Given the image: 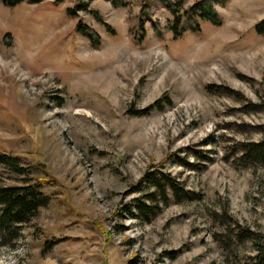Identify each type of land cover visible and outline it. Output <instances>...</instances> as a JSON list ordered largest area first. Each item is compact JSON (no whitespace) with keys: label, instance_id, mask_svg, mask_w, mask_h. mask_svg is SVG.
<instances>
[{"label":"rangeland","instance_id":"374dc122","mask_svg":"<svg viewBox=\"0 0 264 264\" xmlns=\"http://www.w3.org/2000/svg\"><path fill=\"white\" fill-rule=\"evenodd\" d=\"M167 1L0 0V151L50 197L0 264H253L264 170L240 149L264 137V0H211L221 22L193 15L179 38ZM164 94L172 105L132 113ZM153 169L183 193L146 219Z\"/></svg>","mask_w":264,"mask_h":264},{"label":"trees","instance_id":"16d2710c","mask_svg":"<svg viewBox=\"0 0 264 264\" xmlns=\"http://www.w3.org/2000/svg\"><path fill=\"white\" fill-rule=\"evenodd\" d=\"M9 5H16L23 0H1ZM34 2L38 0H32ZM60 1V0H56ZM145 3L143 7H147L146 2L149 0H143ZM224 1V0H221ZM115 3L116 0H113ZM185 0H173L167 1L165 6L170 10L171 21L170 30L173 33V38H179L184 28L181 27L183 21L188 18H193V15L208 20L214 24L221 22L220 16L211 7V0H197L189 7H184ZM82 8H87L86 4L82 5ZM73 9V8H72ZM71 8H67L69 13H74ZM144 10V9H143ZM90 12L94 17L100 21L107 30L113 32L110 25L103 21L100 13L91 9ZM142 18L138 23L141 28ZM76 29L83 34L90 35V27H88L81 20H78ZM257 34L264 35V20L259 21L254 26ZM193 30H198V25L193 27ZM212 85H207L206 88L210 91ZM214 91V89H212ZM212 92V91H211ZM172 105L171 98L164 94L161 98L155 100L151 105L146 108L132 111L135 115H144L150 113L153 109L162 110L165 106ZM242 159L248 166H259L264 170V137L258 141H247L242 144L240 149ZM0 167L6 169L10 174L15 176H23L20 183L6 184L0 177V245H9L21 234L24 224L30 221L37 215L41 207L46 206L49 203L50 197L43 192L42 186L44 179L34 175L33 168L36 166L23 165L18 155L0 151ZM1 176V174H0ZM140 185H147L152 191L143 195L141 199H136L135 208L140 215L148 219L154 216L160 211L158 203L148 205L147 202H155L159 198L162 202L167 203L168 192L177 197L182 194V188L178 186V182L168 172H164L161 169L147 170L140 181ZM255 254L253 256V264H264V242L257 241L252 238ZM48 248L52 247L51 243H47Z\"/></svg>","mask_w":264,"mask_h":264}]
</instances>
